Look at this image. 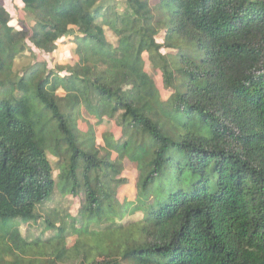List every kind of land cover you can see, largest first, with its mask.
<instances>
[{
  "label": "trees",
  "instance_id": "obj_1",
  "mask_svg": "<svg viewBox=\"0 0 264 264\" xmlns=\"http://www.w3.org/2000/svg\"><path fill=\"white\" fill-rule=\"evenodd\" d=\"M22 2L26 30L0 9V223L11 224L0 264H264V0ZM66 38L71 64L36 57ZM22 58L31 63L15 70ZM82 114L118 120L121 137L98 145L92 126L78 129ZM124 160L138 173L132 201L117 193ZM168 168L199 180L157 196ZM55 190L83 202L69 233L36 215ZM32 221L53 235L23 238Z\"/></svg>",
  "mask_w": 264,
  "mask_h": 264
},
{
  "label": "rangeland",
  "instance_id": "obj_2",
  "mask_svg": "<svg viewBox=\"0 0 264 264\" xmlns=\"http://www.w3.org/2000/svg\"><path fill=\"white\" fill-rule=\"evenodd\" d=\"M154 2V0H152ZM106 38L109 42L115 44L116 40L114 35L107 31L106 32ZM157 41L160 43L162 41V34L158 35ZM60 45V44H59ZM74 45L70 41H66L60 49L62 50L61 54L59 55H54L55 57L51 60L47 56L42 57L41 55H37L36 57L41 61H45L48 68L53 69L56 64L62 65L60 62H64L66 64L71 63V61L67 60V58L64 57V52L68 51L69 49H73ZM162 54L167 53V50H162ZM143 59L145 61V72L150 76V78L153 80L156 88L158 89L160 93V97L162 100L168 99L170 96V89L166 88L162 83V75L159 71L155 70L152 68L150 65L147 55H143ZM31 63V59L29 58H22L18 60L15 64L14 69L15 70H20L24 66L28 65ZM55 63V64H54ZM53 65V66H52ZM169 81L171 83H176L179 80L178 79H172L170 78ZM61 96H63V93H60ZM39 101L33 99V108L39 106ZM86 117V116H85ZM80 124L82 127L85 125L83 124L82 121H80ZM175 124V122H174ZM103 126H100V131L101 133H108L110 132L114 134L116 138H119L121 134V126L118 120H113L112 124L109 122H103ZM178 125V123H177ZM52 126V124H50ZM106 129V131H105ZM48 136H53L54 134L48 129V133H46ZM101 139L98 138V143H101ZM47 157L50 161L51 167H52V179L54 182L57 184L59 180V170H60V165L58 164V160L55 159L53 156L50 155V153H47ZM115 157V156H114ZM62 165V164H61ZM121 177L126 180V184L120 186L117 190L118 193V198L120 201L127 200V201H132L134 200L135 197V192H136V183L138 181V173L135 170L134 166L129 163L128 161L124 160L123 161V171L121 173ZM199 180L198 177L192 175L190 172H179L177 169H172L168 168L165 170L163 177L160 178V180L156 181V186L154 189H151L154 193L157 194V196H163L165 198V190L167 189L168 186L172 184H177V186H182V189L184 191L190 190L194 183ZM58 187H62V182L58 184ZM64 187V186H63ZM66 188V187H65ZM166 188V189H165ZM167 199H160V204L165 202ZM83 206L82 199L80 198H74L71 196H61L57 192V190L54 191L53 197L50 201L46 202L45 204L37 207L36 209V215L38 216H52L50 217L53 222L57 225L65 223L66 226V232L69 233L71 231L70 228V220L69 217H78V213L81 210ZM142 217V214L140 212L136 213L133 217H126L124 219V222L127 223L129 221H137ZM37 223H40L41 220H36ZM36 222H29L28 224H21V227L19 228L20 235L28 240H33L35 237H41V238H49L53 235L52 230H44L43 227H37L35 224ZM64 224V225H65ZM11 224L9 223L8 225H3V223H0V232L4 231L5 229H10ZM81 224H75L74 228L80 227ZM90 230H96L98 229L94 225L89 227ZM75 236H69L67 239V245L71 246L74 244ZM1 242H6L5 240H1V235H0V244Z\"/></svg>",
  "mask_w": 264,
  "mask_h": 264
},
{
  "label": "crops",
  "instance_id": "obj_3",
  "mask_svg": "<svg viewBox=\"0 0 264 264\" xmlns=\"http://www.w3.org/2000/svg\"><path fill=\"white\" fill-rule=\"evenodd\" d=\"M0 9L2 11H4L8 17V26L12 27L13 29H15L16 31H20L21 29H28L33 25L32 20L30 19V16L25 13L24 11V4L22 2V0H0ZM69 41L70 38H66L64 39V41H62L61 43H59L60 45H58L57 50L48 55L47 57L49 59H53L55 56L54 55H59L61 54L62 50L60 49V47L66 42ZM72 51L73 49H69L68 51H65L64 57L67 58V60L71 61L72 63ZM74 59V58H73ZM62 65L66 64L63 61L60 62ZM69 63V64H71ZM55 64V63H54ZM53 66V65H52ZM82 118L78 120L77 125H78V129L83 132L86 133L89 130V127H93L94 129V133H95V139L98 145L102 144L103 142V135L106 133H101L100 131V126H103V122H109L112 124L113 120H108V119H104L103 122L99 125L96 126L95 121L92 118H88L85 114H82ZM86 116V117H85ZM80 121L83 122V124L85 125L84 127L81 126ZM106 131V129H105ZM111 133V129L110 132ZM113 134V133H112ZM114 136V134H113ZM121 137V134L119 136V138ZM98 138L101 139V143H98ZM115 139H118L114 136ZM49 160V159H48Z\"/></svg>",
  "mask_w": 264,
  "mask_h": 264
}]
</instances>
